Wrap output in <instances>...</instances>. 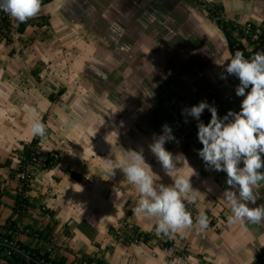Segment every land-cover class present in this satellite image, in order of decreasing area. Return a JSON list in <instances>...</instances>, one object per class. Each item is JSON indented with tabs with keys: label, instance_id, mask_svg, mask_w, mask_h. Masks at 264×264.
Listing matches in <instances>:
<instances>
[{
	"label": "crops",
	"instance_id": "crops-1",
	"mask_svg": "<svg viewBox=\"0 0 264 264\" xmlns=\"http://www.w3.org/2000/svg\"><path fill=\"white\" fill-rule=\"evenodd\" d=\"M206 1L221 5L223 17L237 23L259 24L264 19V0ZM195 2L51 0L41 5L36 17L45 21L35 28L31 46L45 48L36 53L35 61L52 57L57 75L42 78L58 83L47 94L57 90L59 97L57 102L48 100L45 110L49 108L55 117L65 108L59 102L66 98L67 108H74L68 111L77 120L62 117L50 126V149L60 154V161L52 167L35 168L24 193L28 205L23 214L13 209L17 182L15 189H5L6 195L0 196V233L45 252L60 264H81V257L101 264H168L164 251L148 242L122 243L113 238L123 222L150 234L156 220L134 211L140 199L137 189L119 168L110 176L103 160L115 162L123 150L142 149L154 180L172 184L148 147L154 134H162V126L167 124L175 139L164 147L176 157V174L187 176L188 166L196 173L189 179L199 193L194 203H185L206 210L211 221L200 231L193 220L191 228L169 234L170 238L177 247L185 248L188 264H199L202 259L211 264H254L264 248V222L243 226L227 222L231 213L221 197L228 187L226 173L206 167L198 155L202 148L198 121L182 115L183 109L201 102L195 84L203 74L207 82L220 81L213 69L204 73L197 64L213 60L205 58L204 49L211 56L217 47L209 38L210 27L204 28L212 20ZM32 28L28 21L21 35ZM4 45L0 41L3 60ZM48 48L51 53L45 52ZM216 68L219 70V63ZM150 92L153 95L146 96ZM234 93L222 97L234 99ZM242 99L237 96L238 102ZM240 108L241 104L231 106L234 112ZM210 119L211 113L205 109L200 121L207 125ZM32 137L30 126L14 127L4 121L0 162ZM255 191L261 197L257 204H264V182ZM3 256L0 254V264L5 262Z\"/></svg>",
	"mask_w": 264,
	"mask_h": 264
},
{
	"label": "clouds",
	"instance_id": "clouds-1",
	"mask_svg": "<svg viewBox=\"0 0 264 264\" xmlns=\"http://www.w3.org/2000/svg\"><path fill=\"white\" fill-rule=\"evenodd\" d=\"M0 10L23 23L40 12L41 0H0ZM225 71L239 80L235 92L237 96L243 97L240 111L230 110L223 118H219L214 106L201 101L191 108L183 109L182 115L198 121L197 137L202 144L198 155L206 167L226 173L228 187L221 197L231 213L227 222L242 226L246 223L260 224L264 222V204H257L261 197L255 189L264 182V171H261L264 169V50L255 52L249 58L236 50L230 54ZM151 95L150 92L146 96ZM205 109L211 113L207 125L200 121ZM30 133L33 137L46 136L45 124L35 116L30 123ZM174 139L171 128L165 124L162 134H154L148 146L165 174L172 178L173 183L170 185L157 183L159 179L154 180L142 149L123 150L120 159L115 162L103 159L108 165L110 176L115 175L113 169L119 168L128 183L137 189L140 199L134 211L155 218V232L166 236L182 233L193 226L192 214L185 202L194 203L199 193L190 184L189 178L196 174L194 169L188 166L190 174L187 176L176 174V157L164 147L166 142ZM113 163L117 166L113 167ZM208 224V217L203 211L199 212L196 218L198 229L203 231Z\"/></svg>",
	"mask_w": 264,
	"mask_h": 264
},
{
	"label": "rangeland",
	"instance_id": "rangeland-1",
	"mask_svg": "<svg viewBox=\"0 0 264 264\" xmlns=\"http://www.w3.org/2000/svg\"><path fill=\"white\" fill-rule=\"evenodd\" d=\"M195 1V3L199 6V9L202 10V13L206 15L208 2L206 0ZM8 17L9 25L7 27H1L2 21L0 16V41L4 42L6 45H4L6 49L5 53L2 56L4 60L1 59L0 56V127L4 123V121H6V123H9L10 126L15 127V125L21 124L24 127L28 128L30 126L31 120L33 119V116H35L41 121L45 122L47 131L46 136L43 139L40 138V142L37 146V149L39 152H41V155L40 157H38L36 164L27 163L26 165H20L22 161L19 160L20 156L17 152V149L13 150L6 160L0 162V171L2 172V174H0V196L4 194L6 195L5 189L14 188V183L17 182V187L15 190L16 192L14 194L16 195L17 191L22 189V187L29 185L35 168H38V166H40L38 161H42L44 163V159L46 158L45 156L50 152L51 156H55L54 153H52V151L55 150L50 149L51 144L50 140H48L50 139V136L48 134L51 125H53L62 117V119L66 121L77 120L76 115L68 111L73 110L74 108H67L66 98L61 99V101L59 102V105L63 104L65 108H58L60 111L58 114H56V118L54 117V115L52 116L49 108L45 110V107L48 105L46 103H48V100H50L49 96L51 95L47 94L49 92V87H51L52 85L53 87L57 86L58 83L55 82L54 84H51L49 80V82L44 81L45 79L42 77H51V74L57 75L55 69L56 66L52 63V57L46 59V62L42 60L35 61L34 57L36 53L41 52V49L45 48L42 45L31 46L34 33L36 31L35 28L41 25L45 20L39 19L36 16L32 19H28L29 24H31L34 29L32 28L31 32L30 30H28L25 34L21 35L22 33L19 34V32L17 31L18 21L10 15ZM209 27L211 30L210 32H208L209 38H211L213 45H215V47L217 48L216 50L214 49V54L211 56H209V52L204 49V55L206 54L205 58H213V60H210V62H197V64L199 67H203L204 73L213 69L212 73L217 74L214 77L217 78L220 75V77L218 78V80L220 81L218 83L214 81L207 82L203 74L202 78L199 79V82L195 84V89L198 90V92H201V101L209 102V105L217 108V115L220 116L219 118H223L227 114H222V112H225V110H227L228 112L230 110L232 111L231 106L233 107V105L237 106L238 104H241L240 102H238L237 96L234 93L238 83L235 76L228 75L225 71L227 60L230 54L222 31L216 26L213 20L212 23L206 22L204 24V28ZM235 34L237 36L239 35L238 32H235ZM176 41L177 37L174 38V42ZM183 42L184 41H181L179 42V44H183ZM245 44L248 48H251V45L248 42H246ZM45 52L51 53L52 51L48 48L47 50H45ZM62 53L63 55H65V52ZM216 59L218 60L216 61ZM218 63L219 70L218 68H216ZM65 68V66L62 68L63 73L65 72ZM225 90H227V95L234 93L235 98L229 99L227 97H222L224 94H226ZM56 92L57 90L53 92V100H55V102H57L56 100H58L59 98ZM210 92V96H206V93L209 94ZM40 94L44 98H40ZM69 102H71V100ZM61 109H65V111ZM227 111L225 113H228ZM22 148L23 146L20 148V150ZM8 160L9 163L7 162ZM12 160L13 167L10 168V162ZM15 161L16 163L14 164ZM27 174H29L30 177H27ZM186 208L192 214L193 220H196L199 212L202 211L201 209L195 207L193 204H187ZM203 212L206 213V210H203ZM163 236L171 239L169 235ZM154 238L157 239V237H155V228L153 227L148 239ZM144 242H148L153 247V245L149 241ZM122 243L130 242L124 241Z\"/></svg>",
	"mask_w": 264,
	"mask_h": 264
},
{
	"label": "trees",
	"instance_id": "trees-1",
	"mask_svg": "<svg viewBox=\"0 0 264 264\" xmlns=\"http://www.w3.org/2000/svg\"><path fill=\"white\" fill-rule=\"evenodd\" d=\"M50 1L51 0H41V5L48 3ZM222 10L223 7L221 5L215 3H208V7L206 8V15L209 19H212L215 22L216 26L222 31L228 46L229 54H234L236 50H240L244 53L245 58H249L255 52L264 50V19L259 24L251 22V29L249 35H244L242 30V24L223 17ZM0 16L2 21L1 27L2 26L7 27L9 25V20H8L9 14L0 10ZM26 25H27L26 21L23 23L21 22L18 23L17 31L19 32V34L23 33ZM257 29L260 30L259 33H257L256 31ZM235 32H238L239 35L237 36ZM253 36H256V38L253 41H251V38ZM243 38H245V40ZM245 42H248L251 45V48H248ZM236 79H237V83L239 84L238 78ZM246 91L248 90L246 89ZM49 99L53 100L54 94H51L49 96ZM42 122L45 124L44 121ZM46 131H47V127H46ZM39 142H40V137H33L30 142L25 143L23 145V148L21 150L17 151L20 156L19 160L22 161L20 165L22 164L26 165L27 163H31V164L37 163V159L41 155V152H39L37 149ZM52 153H54L55 156H51L50 155L51 152L48 153L45 156L46 158L44 159L43 165H40L38 167L44 168V167H52L56 165L60 161V154L56 151H52ZM7 162L9 163V160ZM27 190H28V186H24L22 187V189L17 191V194L14 196L13 209L15 212L19 214H23L26 211L28 200L24 196V193ZM205 215L208 217L207 212L205 213ZM49 227L50 226L47 225L46 229H50ZM144 238L145 240H147L149 238V233L144 232ZM3 258L5 262L2 264H24V258L19 255L18 256L4 255ZM98 264L101 263L98 262Z\"/></svg>",
	"mask_w": 264,
	"mask_h": 264
},
{
	"label": "built area",
	"instance_id": "built-area-1",
	"mask_svg": "<svg viewBox=\"0 0 264 264\" xmlns=\"http://www.w3.org/2000/svg\"><path fill=\"white\" fill-rule=\"evenodd\" d=\"M250 29L251 21L242 23L244 35H249ZM256 31L257 33L260 32L259 29ZM255 38L256 36H253L251 41H253ZM243 39L245 40V38ZM27 175V177H30L29 174ZM155 237H157V239L154 238L145 240L144 232L138 230L128 222H123L121 225H119L113 234V238L119 242L128 241L130 243H143L144 241H149L154 247L164 251L168 264H188L185 248L177 247L172 239L164 237L162 234L158 235L155 232ZM0 254L6 256L19 255L24 258V264H60L57 261H54L45 252L26 247L20 241L5 233H0ZM151 254L154 255L155 253L152 252ZM80 259L81 264H98L97 262L85 257H81ZM199 264L211 263L202 259L200 260ZM254 264H264V248L258 252Z\"/></svg>",
	"mask_w": 264,
	"mask_h": 264
}]
</instances>
